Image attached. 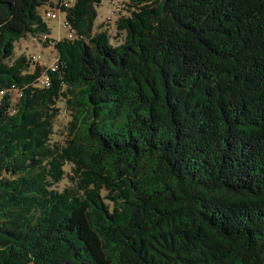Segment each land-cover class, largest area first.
<instances>
[{
    "label": "trees",
    "instance_id": "trees-1",
    "mask_svg": "<svg viewBox=\"0 0 264 264\" xmlns=\"http://www.w3.org/2000/svg\"><path fill=\"white\" fill-rule=\"evenodd\" d=\"M102 1L0 0V264H264V0Z\"/></svg>",
    "mask_w": 264,
    "mask_h": 264
},
{
    "label": "rangeland",
    "instance_id": "rangeland-1",
    "mask_svg": "<svg viewBox=\"0 0 264 264\" xmlns=\"http://www.w3.org/2000/svg\"><path fill=\"white\" fill-rule=\"evenodd\" d=\"M126 0H103L98 6H96L97 17L94 21V27L97 28L99 25L107 24V32L110 35L112 42L117 43L115 39V29H114V21L116 19V6L122 8V3ZM51 10V8H50ZM56 11L57 18L49 19L43 15L44 22L50 29V36L55 40L63 39L67 37L68 30L62 27V22L64 20V15L61 14L58 10ZM43 40L41 37H32L27 36L24 39L19 40L15 44L14 55L15 57L19 55H25L27 58H31L32 56H39L40 62L46 65L52 64L56 57V51L50 46L45 47L44 44L40 41ZM58 106L61 108L60 116L55 120V135L53 136L54 140H62L64 138V134L66 133L65 127L67 122L69 121L68 112H66L63 108V103H58ZM109 125V120L105 121ZM102 125V124H101ZM69 167L66 166V169ZM63 183L59 188H62Z\"/></svg>",
    "mask_w": 264,
    "mask_h": 264
},
{
    "label": "built area",
    "instance_id": "built-area-1",
    "mask_svg": "<svg viewBox=\"0 0 264 264\" xmlns=\"http://www.w3.org/2000/svg\"><path fill=\"white\" fill-rule=\"evenodd\" d=\"M72 1L73 0H66L65 6H68V4H70ZM57 14L58 13L56 11L50 10V11H47L45 13V17L49 18V19H55V18H57ZM62 27L64 29H66V30H69V24L65 20H63V22H62ZM70 37H71V34L69 33L68 34V38H70ZM31 59H32L33 62H39L40 61V57L39 56H37V57L32 56ZM50 68H51V71L55 70L54 69L55 66L53 64H51ZM48 83H49V81H48V78H46V77H43L42 79L39 80V85L47 86ZM1 95H3V91H0V96ZM20 96H21V92L18 89H16L15 87H12V99L11 100L12 101H16L17 98H19Z\"/></svg>",
    "mask_w": 264,
    "mask_h": 264
}]
</instances>
